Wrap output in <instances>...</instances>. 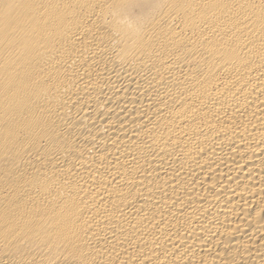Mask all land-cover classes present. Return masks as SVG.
Listing matches in <instances>:
<instances>
[{
    "label": "bare ground",
    "instance_id": "6f19581e",
    "mask_svg": "<svg viewBox=\"0 0 264 264\" xmlns=\"http://www.w3.org/2000/svg\"><path fill=\"white\" fill-rule=\"evenodd\" d=\"M0 264H264V0H0Z\"/></svg>",
    "mask_w": 264,
    "mask_h": 264
}]
</instances>
